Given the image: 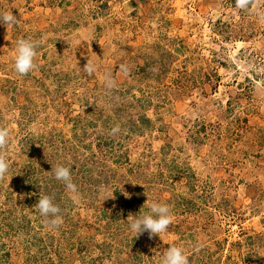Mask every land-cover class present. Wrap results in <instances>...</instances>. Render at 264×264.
<instances>
[{
    "label": "rangeland",
    "instance_id": "obj_1",
    "mask_svg": "<svg viewBox=\"0 0 264 264\" xmlns=\"http://www.w3.org/2000/svg\"><path fill=\"white\" fill-rule=\"evenodd\" d=\"M0 11L19 20L0 25V264H161L169 246L189 264H264V0H0ZM28 37L41 45L22 76L15 46ZM44 195L58 229L34 207ZM153 202L172 225L137 235L129 223Z\"/></svg>",
    "mask_w": 264,
    "mask_h": 264
},
{
    "label": "clouds",
    "instance_id": "obj_2",
    "mask_svg": "<svg viewBox=\"0 0 264 264\" xmlns=\"http://www.w3.org/2000/svg\"><path fill=\"white\" fill-rule=\"evenodd\" d=\"M239 3V0H238ZM17 17L8 11H0V25H18ZM41 41L33 40L31 37L18 39L15 46L16 55L14 57V70L19 75H27L35 67L37 49ZM97 68L89 59L84 65L83 71L92 76ZM121 71L127 72L125 65H121ZM105 87L112 90L116 87V81L105 75ZM113 133L119 131V127L114 128ZM9 144V132L6 128L0 127V149H5ZM9 171V164L6 157L0 154V179L4 178ZM55 180L64 184L66 190L75 193L77 185L73 182L72 169L64 164L52 166L50 171ZM40 215L46 218V224L51 229H58L61 226V209L54 202V197L50 195L41 196L34 206ZM172 225L171 209L167 203L153 202L149 205V212L141 213L129 223V229L137 235L144 232L149 233V237L160 236L169 230ZM161 264H189L188 256L183 248L179 246H169L164 253Z\"/></svg>",
    "mask_w": 264,
    "mask_h": 264
}]
</instances>
